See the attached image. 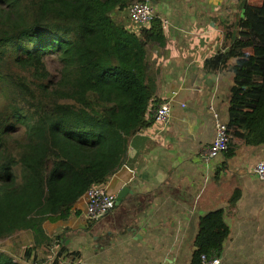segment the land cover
<instances>
[{
    "label": "trees",
    "instance_id": "obj_1",
    "mask_svg": "<svg viewBox=\"0 0 264 264\" xmlns=\"http://www.w3.org/2000/svg\"><path fill=\"white\" fill-rule=\"evenodd\" d=\"M134 1L0 0V241L21 232L34 239L19 261L0 250V264H26L43 246L58 248L51 264H80L45 223L70 220L86 192L123 166L131 137L152 125L156 76L146 55L165 36L159 21L131 31L115 19ZM240 13L223 27L227 53L205 66L233 74L230 138L257 146L264 144V0H241ZM48 56L59 61L57 74ZM233 153L230 146L225 154ZM228 236L224 210L201 217L192 264L219 255Z\"/></svg>",
    "mask_w": 264,
    "mask_h": 264
},
{
    "label": "crops",
    "instance_id": "obj_2",
    "mask_svg": "<svg viewBox=\"0 0 264 264\" xmlns=\"http://www.w3.org/2000/svg\"><path fill=\"white\" fill-rule=\"evenodd\" d=\"M246 1L259 6L263 0ZM153 2L169 27L165 44L148 49L146 62L156 76L155 107L170 101L171 120L153 121L131 137L123 166L105 184L117 197L130 190L113 211L92 223L83 196L70 220L44 229L62 236L80 264H192L200 218L222 209L229 236L221 264H264V181L254 172L264 161V144L230 139L233 154H221L209 170L201 161L215 137L210 107L228 123L233 84L232 73H213L205 63L227 53L222 27L240 20L241 0ZM41 252L52 257L51 249Z\"/></svg>",
    "mask_w": 264,
    "mask_h": 264
},
{
    "label": "built area",
    "instance_id": "obj_3",
    "mask_svg": "<svg viewBox=\"0 0 264 264\" xmlns=\"http://www.w3.org/2000/svg\"><path fill=\"white\" fill-rule=\"evenodd\" d=\"M154 0H135L128 8V17L130 21L140 27H151L156 21L161 23L163 31H167L169 21L160 15L158 8L154 5ZM175 95V94H173ZM215 122V137L213 142L203 151L201 161L209 170L212 161L221 154H225L229 149L230 134L228 123L222 121L220 114L214 106L210 107ZM151 119L158 124H168L172 117L171 102H165L157 105L151 112ZM258 178L264 181V161L259 162L254 168ZM86 210L85 217L88 221L95 223L100 221L107 213L113 211L116 207L117 196L103 186H93L86 194ZM56 249V252L52 250ZM57 246L51 248L52 257L49 259L51 264L57 254ZM220 255L208 256L202 254L200 256V264H221Z\"/></svg>",
    "mask_w": 264,
    "mask_h": 264
},
{
    "label": "rangeland",
    "instance_id": "obj_4",
    "mask_svg": "<svg viewBox=\"0 0 264 264\" xmlns=\"http://www.w3.org/2000/svg\"><path fill=\"white\" fill-rule=\"evenodd\" d=\"M240 5V4H239ZM235 13V12H234ZM115 19L118 20L119 22H122L123 24L126 25V27L131 30V31H138L141 27L138 25L133 24L129 17H128V10L122 13H117L115 15ZM238 22L237 20H233V23ZM223 28V27H222ZM247 53L249 55L253 54L252 50H247ZM231 62H233V60H231ZM46 63L47 66L49 68V70L53 73V74H57L59 69H60V63L57 59L56 56H48L46 58ZM4 99L0 96V105L4 104ZM33 239V238H32ZM31 236L27 233H18L4 241H0V250L4 251L6 253H9L11 256L16 257V261H19L21 256H22V251L24 248L30 246L31 243ZM53 252H56V249L52 250ZM49 253L48 252H41L39 253V255L37 256V260H28L30 262V264H35V261H37V263H46L49 262L51 260H49ZM27 264V263H26Z\"/></svg>",
    "mask_w": 264,
    "mask_h": 264
},
{
    "label": "water",
    "instance_id": "obj_5",
    "mask_svg": "<svg viewBox=\"0 0 264 264\" xmlns=\"http://www.w3.org/2000/svg\"><path fill=\"white\" fill-rule=\"evenodd\" d=\"M130 193V190L128 188H124L118 195L117 197V201L116 204H118L119 202L122 201L123 198H125V196H127V194Z\"/></svg>",
    "mask_w": 264,
    "mask_h": 264
}]
</instances>
